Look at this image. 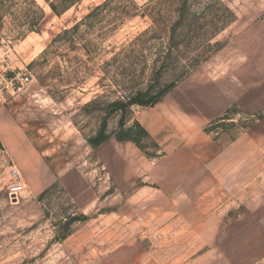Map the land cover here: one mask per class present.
<instances>
[{"label":"rangeland","instance_id":"rangeland-1","mask_svg":"<svg viewBox=\"0 0 264 264\" xmlns=\"http://www.w3.org/2000/svg\"><path fill=\"white\" fill-rule=\"evenodd\" d=\"M61 1L0 0V264L184 261L203 248L174 251L170 202L140 191L141 179L125 189L137 148L116 137L149 113L174 120L194 104L204 115V87L232 75L236 48L251 55L264 0H174V44L144 35L151 0H134L130 18L126 0H65L55 13ZM104 124L112 141L100 146ZM13 166L26 185L18 199Z\"/></svg>","mask_w":264,"mask_h":264},{"label":"crops","instance_id":"crops-1","mask_svg":"<svg viewBox=\"0 0 264 264\" xmlns=\"http://www.w3.org/2000/svg\"><path fill=\"white\" fill-rule=\"evenodd\" d=\"M256 24L251 55L236 48L232 75L209 93L204 87V115L192 104L174 109V120L159 113L138 118L156 144L153 155L116 141L138 152L134 164H123L125 189L141 179L140 191L155 192L174 209V251L203 248L174 264H264V18Z\"/></svg>","mask_w":264,"mask_h":264},{"label":"trees","instance_id":"trees-1","mask_svg":"<svg viewBox=\"0 0 264 264\" xmlns=\"http://www.w3.org/2000/svg\"><path fill=\"white\" fill-rule=\"evenodd\" d=\"M113 1L116 0H107V3L109 4L112 3ZM126 1L129 2L130 4L129 7L133 9V11H131L130 13L125 14V17L130 18L135 14H137L139 8L134 0H126ZM155 3H156L155 6H151ZM60 4H62L61 7L56 5L52 6V9L55 13H61L62 11L68 9V3H66L65 0H62ZM216 4L220 5L221 3L219 0H216ZM146 7L148 9H146V11H144L142 15H146L152 20L153 27L150 30L146 31L144 35L153 33V39L154 38L158 40L169 39L170 43L174 44V0H151L146 5ZM159 8L160 10H158ZM94 17L95 14L91 13L87 19L88 20L93 19ZM182 21L183 20L181 19V22L179 23L180 29L183 26ZM179 26H178V30H179ZM78 29L79 26L77 25L76 27L73 28V31L75 32ZM216 31L217 30L213 32V36H215ZM172 44L171 47H174L172 46ZM172 88L173 86L169 87L167 89V92H169ZM138 104L146 105V103H138ZM105 128H106V124H104V130L100 134V140L98 141V143H100L99 144L100 146L107 143L110 140V138H107L105 135ZM116 139L119 142H133L141 150H143L141 148V145L143 144L144 140L150 138L148 131L144 127H142L139 122L136 121L132 126L127 128L122 135L116 137Z\"/></svg>","mask_w":264,"mask_h":264},{"label":"built area","instance_id":"built-area-1","mask_svg":"<svg viewBox=\"0 0 264 264\" xmlns=\"http://www.w3.org/2000/svg\"><path fill=\"white\" fill-rule=\"evenodd\" d=\"M16 79L11 80V86L15 89V81ZM30 82V77L25 76L22 79H20L21 85L28 84ZM20 88H18L19 90ZM11 175H12V183H11V194L14 196L15 199H18L19 195L23 193L26 189V185L23 181L22 175L20 173V170L13 166L11 168Z\"/></svg>","mask_w":264,"mask_h":264}]
</instances>
